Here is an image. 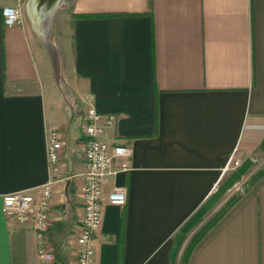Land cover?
Segmentation results:
<instances>
[{"label":"crops","instance_id":"obj_1","mask_svg":"<svg viewBox=\"0 0 264 264\" xmlns=\"http://www.w3.org/2000/svg\"><path fill=\"white\" fill-rule=\"evenodd\" d=\"M13 3L0 0V264H78L89 106L116 113L101 138L132 149L104 189L95 264H172L177 233L215 187L222 200L264 167V0H63L47 29L33 0L5 25ZM233 154L245 173L231 183ZM48 181L44 261L32 222L11 219L3 196L39 197ZM113 185L127 186L125 205L108 201ZM221 212L187 264H264V169Z\"/></svg>","mask_w":264,"mask_h":264},{"label":"built area","instance_id":"obj_2","mask_svg":"<svg viewBox=\"0 0 264 264\" xmlns=\"http://www.w3.org/2000/svg\"><path fill=\"white\" fill-rule=\"evenodd\" d=\"M12 5L3 8L5 25L13 26L21 21L23 6L28 0H12ZM118 115L114 112L104 113L94 106L86 111L84 130L85 158L87 162L86 183L84 187V216L81 222V233L78 238V264H95V239L102 224L104 189L112 177L120 172H128L131 168L132 149L122 143L110 144L101 138L106 129L115 125ZM63 143L59 132L52 128L47 132L46 151L49 166L59 169ZM254 164L258 159L249 158ZM245 160L234 156L224 168L223 173L237 170ZM249 174V173H248ZM242 176L230 188L229 193L244 194L249 186V175ZM53 181L42 186L40 196L31 192H13L3 196V210L21 225L32 226L38 236V255L44 260H52L53 256L46 250L45 236L49 226V207ZM219 190L218 185L214 192ZM128 198L127 186L113 185L108 192V201L112 204L125 205Z\"/></svg>","mask_w":264,"mask_h":264},{"label":"rangeland","instance_id":"obj_3","mask_svg":"<svg viewBox=\"0 0 264 264\" xmlns=\"http://www.w3.org/2000/svg\"><path fill=\"white\" fill-rule=\"evenodd\" d=\"M66 1V0H65ZM264 167L258 168L256 170L251 171L249 175V184H251L258 173L263 170ZM232 177H231V183L235 179L241 176V174L245 173V169H242L241 167L237 170L232 171ZM231 186V184H230ZM229 187V184H228ZM229 190V189H228ZM222 193L221 186H219V190L217 191V194L215 197L207 204L203 205V213L200 216V219L198 218L194 225L190 228V230L187 233L182 232L180 229L175 237V247H174V253H175V264H182L185 253L187 248L189 247L190 243L194 240V238L202 231L204 227H206L222 210H225L231 203L239 196L238 193H229L227 197L224 199L219 200V194Z\"/></svg>","mask_w":264,"mask_h":264},{"label":"trees","instance_id":"obj_4","mask_svg":"<svg viewBox=\"0 0 264 264\" xmlns=\"http://www.w3.org/2000/svg\"><path fill=\"white\" fill-rule=\"evenodd\" d=\"M232 204V203H231ZM203 211V206L199 208L181 227L182 232L187 233L192 225L195 224L196 220L202 215ZM223 214L221 212L219 215H217L206 227L202 229V231L194 238V240L190 243L189 247L186 250L184 259L182 264H187V261L190 257V254L192 250L194 249L195 245L198 243V241L202 238V236L214 225V223L220 218V216ZM175 247V246H174ZM172 264H175V253H174V248L172 252Z\"/></svg>","mask_w":264,"mask_h":264},{"label":"bare ground","instance_id":"obj_5","mask_svg":"<svg viewBox=\"0 0 264 264\" xmlns=\"http://www.w3.org/2000/svg\"><path fill=\"white\" fill-rule=\"evenodd\" d=\"M62 1L63 0H33L32 12L39 19L41 26H44L46 29L48 28L54 11Z\"/></svg>","mask_w":264,"mask_h":264}]
</instances>
